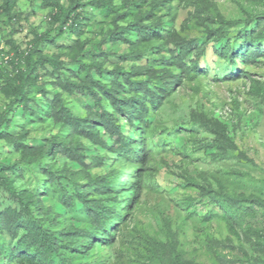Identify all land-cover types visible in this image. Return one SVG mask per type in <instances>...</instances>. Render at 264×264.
<instances>
[{
    "label": "trees",
    "instance_id": "1",
    "mask_svg": "<svg viewBox=\"0 0 264 264\" xmlns=\"http://www.w3.org/2000/svg\"><path fill=\"white\" fill-rule=\"evenodd\" d=\"M65 1L42 0L41 6L49 9L50 27L43 32L31 29V37L22 47L12 37L23 17L15 10L18 0H0V20L10 34L8 50L0 48V93L4 97L0 140L18 155L13 162L0 158V194L12 201L0 208V264H203L180 245L170 219L163 218L162 239L129 226L128 217L149 187L151 138L158 129V140L163 142L166 130L171 135L203 128L212 134L211 145L217 150L213 156L247 158L228 124L213 115L192 111L186 120L167 129L157 112L176 93L178 85L204 71L199 66L204 49L198 42L201 37L215 42L214 52L232 66L224 79L246 77L249 72L238 65L255 66L264 56V13L250 15L242 7L247 17L232 37L229 28L241 21L216 15L210 18L215 27L203 23L200 37L186 38L163 23L158 14L170 6L171 0ZM91 11L105 18L110 27L104 40L97 42V50L85 51L93 42L89 37L82 38L93 19ZM104 42L125 45L127 53L106 51ZM43 44L61 52H46L41 49ZM64 52L70 60L61 58ZM149 52L154 53L137 67L125 68L118 62L106 66L109 57L125 61L132 54L142 60ZM47 82L53 89L46 87ZM250 88L251 93L264 97V84L253 81ZM37 94L45 100L58 132L40 136L42 143L32 144L26 141L28 127L14 133L11 124L17 112L29 124L42 121L34 109ZM71 103H82L86 115L74 112ZM122 118L127 130L123 129ZM91 148L103 151L89 153ZM180 149L185 152L187 147L182 144ZM60 157L65 158L62 164L58 162ZM105 165V172H93V168ZM31 167L41 174L40 193L17 182L23 178L24 168ZM189 184H193L191 179ZM195 184L198 195L218 207L238 241L248 244L250 253L245 254L251 264H264V198L229 191L212 181ZM50 192L58 199V209L42 201V196ZM194 201L189 196L186 203L190 207ZM258 211L262 221L247 222L246 218L255 217ZM5 235L10 238L8 243ZM114 244L119 246L117 256L107 262L105 249ZM207 246L212 263L225 264L218 247ZM98 247L104 254L97 253ZM128 249L132 252L124 262L122 256ZM91 255L94 257L87 261Z\"/></svg>",
    "mask_w": 264,
    "mask_h": 264
},
{
    "label": "rangeland",
    "instance_id": "2",
    "mask_svg": "<svg viewBox=\"0 0 264 264\" xmlns=\"http://www.w3.org/2000/svg\"><path fill=\"white\" fill-rule=\"evenodd\" d=\"M41 2L42 0H18L16 4L15 10L23 13V17L19 21L18 32L12 37L22 47L30 39L31 29L43 32L50 27L49 9L43 8ZM242 7L250 15H261L264 13V0H171L170 6L160 9L158 14L161 15L163 23L173 26L186 38L200 37L204 30L203 23L209 27H215V21L210 18L216 15L229 20H240L241 23L229 28V36L232 37L235 31L244 25L247 17ZM89 15L93 19L91 24L85 28L82 38L89 37L93 42L86 46L85 51L97 50V42L104 40V35L110 27L105 22V18L97 16L95 11H91ZM9 37L7 25L0 20V48L8 50L6 40ZM68 41L59 40L58 43ZM198 42L204 46L199 57V66L204 71L196 78L186 79L182 85H178L175 89L176 93L164 102L157 116L163 119V124L167 129H171L177 121L186 120L192 111L197 110L213 115L212 117L228 124L230 134L234 136L247 158L240 160L234 155L213 156L217 150L216 146L211 145L212 134L203 128H198L194 132L180 130L171 135L166 134V130L163 142L158 140L159 133H161L158 129L159 131L156 132L158 136L151 138L153 153L147 174L149 187L142 192L138 206L128 217L129 226L134 225L139 231H145L164 239L165 235L161 230L164 226L163 218H168L173 232H177L180 245L201 263L214 264L207 251V245L210 243L221 251L226 258L225 264H251L249 257L245 254L246 251L250 253L248 244L244 242L241 244L238 241L221 217L218 207L213 205L208 198L198 195L199 189L195 183L212 181L215 186L223 185L229 191L244 192L247 195L256 194L264 198V97L256 96L250 90L253 81L264 84V56L255 66L238 65L242 70L249 72L246 77L228 80L224 78L230 73L232 66L214 52L217 44L213 41H206L202 37ZM102 47L106 51L119 53L126 51L127 53V47L122 44L114 45L104 42ZM41 49L49 53L61 52L59 48L47 44H43ZM153 53L149 52L142 60L135 59L132 54H129L125 61L109 57L106 66L110 68L114 62H118L125 68L137 67ZM61 58L70 60L67 52L61 54ZM43 79L46 81L48 77ZM46 87L53 89L49 82ZM36 102L37 106H34V109L42 116L41 122L33 121L29 124L21 117V113L17 112L18 117L11 124V131L14 133L28 127L30 132L26 141L32 144L42 143L40 136L49 137L58 132V127L49 117L48 106L40 94H37ZM3 108L4 97L0 93V114ZM71 108L80 115H86L82 103L76 105L71 103ZM120 121L123 129L127 130L124 119ZM82 142L86 143L85 140ZM182 144L187 147L185 152L180 149ZM12 151L10 145L0 140L2 161L13 162L18 158V155L13 154ZM102 151L98 148H91L88 152L100 153ZM58 162L59 164L64 163L65 158L60 157ZM71 166L74 167L73 164ZM106 169V165L95 167L93 172L102 173ZM40 176L37 168H24L23 178L18 179L17 182L40 193L43 190L42 182L38 180ZM189 179L195 185L189 184ZM189 196L195 198L190 207L186 203ZM42 201L47 206L55 205L56 209L59 208L58 199L52 195V192L50 195L42 196ZM11 203V200H5L0 194V208ZM262 219L260 211L255 217L246 218L249 223H256ZM4 239L6 243L10 241L7 235ZM116 244L105 249L109 255L107 262H112L116 258L119 248ZM103 250L98 247L97 253L104 254ZM128 250L123 253L122 261L124 262L132 252L131 249ZM93 257L91 255L86 260L91 261Z\"/></svg>",
    "mask_w": 264,
    "mask_h": 264
}]
</instances>
